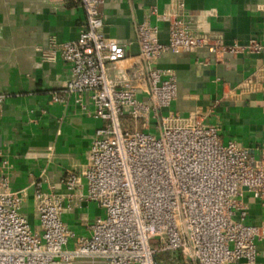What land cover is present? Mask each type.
<instances>
[{
	"label": "built area",
	"instance_id": "2783aa9c",
	"mask_svg": "<svg viewBox=\"0 0 264 264\" xmlns=\"http://www.w3.org/2000/svg\"><path fill=\"white\" fill-rule=\"evenodd\" d=\"M105 1L80 0L86 23L78 38L42 50L44 61L61 58L70 66L62 91L87 94L94 105L90 110L81 102L100 121L89 161L63 176L67 194L45 192L35 182L37 229L22 212L27 189L11 187L8 162H2L0 264H254L264 227L248 221L244 196L264 204V153L224 143L219 128L198 117L163 113L176 97L177 78L156 62L167 50L191 51L207 39L192 31L182 2L178 12L161 16L169 21L167 41L157 24H138L141 65L123 66L125 45L103 31ZM151 14L158 15L156 8ZM211 49L264 53V43ZM250 81L264 82V64ZM5 100L0 94V116ZM54 101H62L60 92ZM85 200L104 215L76 236L63 215Z\"/></svg>",
	"mask_w": 264,
	"mask_h": 264
},
{
	"label": "crops",
	"instance_id": "0c3cea01",
	"mask_svg": "<svg viewBox=\"0 0 264 264\" xmlns=\"http://www.w3.org/2000/svg\"><path fill=\"white\" fill-rule=\"evenodd\" d=\"M182 2L192 31L208 44L179 53L167 50L156 62L177 78L176 97L163 113L214 124L224 143L236 141L261 157L264 82L250 85V78L264 64V53H215L211 46L246 44L251 39L264 43V0H106L103 31L125 45L128 58L123 66H139L138 24L145 20L157 24L159 38L167 41L169 21L161 16L178 12ZM153 8L158 15L151 14ZM85 23L80 0H0V94H6L0 116V166L8 162L13 189H27L22 212L36 229L35 182H41L45 192L67 194L61 180L87 165L100 125L82 108L85 102L94 109L87 94L62 91L70 77L69 64L61 58L54 63L42 58V50L52 42L77 39ZM59 92L62 101H54ZM244 201L248 221L264 227L263 202L250 194ZM103 214L97 203L85 200L63 218L78 236L87 232V223ZM258 249L254 264H264V240Z\"/></svg>",
	"mask_w": 264,
	"mask_h": 264
},
{
	"label": "rangeland",
	"instance_id": "374dc122",
	"mask_svg": "<svg viewBox=\"0 0 264 264\" xmlns=\"http://www.w3.org/2000/svg\"><path fill=\"white\" fill-rule=\"evenodd\" d=\"M103 215H104V214H103ZM74 242H75V238L73 237V238H71V240H70V247H73Z\"/></svg>",
	"mask_w": 264,
	"mask_h": 264
}]
</instances>
